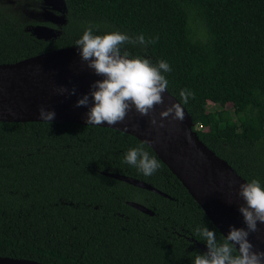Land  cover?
<instances>
[{"label": "trees", "instance_id": "trees-1", "mask_svg": "<svg viewBox=\"0 0 264 264\" xmlns=\"http://www.w3.org/2000/svg\"><path fill=\"white\" fill-rule=\"evenodd\" d=\"M55 38L0 5V63L75 46L118 31L158 37L125 45L130 58L167 61V90L187 110L199 139L247 182L264 187V0H63ZM194 93L187 104L181 90ZM143 143L109 127L0 121V256L45 264H193L204 252L197 227L222 233L160 161L144 176L124 164ZM106 173L142 180L167 196ZM127 201L154 211L142 213Z\"/></svg>", "mask_w": 264, "mask_h": 264}, {"label": "water", "instance_id": "water-1", "mask_svg": "<svg viewBox=\"0 0 264 264\" xmlns=\"http://www.w3.org/2000/svg\"><path fill=\"white\" fill-rule=\"evenodd\" d=\"M64 22L63 20L61 23ZM60 23V24H61ZM32 33L41 39L55 38L58 30L34 25ZM98 79L80 61L75 46L60 47L12 62L0 63V121L25 122L41 121L38 108L54 110V122H73L87 125V108L75 107L78 98L90 90L91 84ZM64 86L76 88V94L59 95L57 90ZM165 104L180 103L173 95L164 94ZM181 104V103H180ZM185 119L181 122L165 120V127L156 129L149 123V117H141L130 111L123 123L109 127L128 133L145 143L169 170L182 183L191 197L204 211L213 225L227 234L229 226L244 227L238 211L242 201L236 192L239 184L247 183L231 165L208 148L192 128L193 122L187 110L181 104ZM164 106H157L153 115L159 120ZM11 110V112L9 111ZM14 113V114H13ZM115 179L124 181L163 196L165 193L150 184L134 177L119 173H106ZM231 201V203H229ZM131 207L142 213L153 215L154 211L137 201H127ZM257 250L264 251V224H258V231L249 236ZM196 246L206 251V246L196 242ZM0 264H45L33 259L0 256Z\"/></svg>", "mask_w": 264, "mask_h": 264}, {"label": "clouds", "instance_id": "clouds-1", "mask_svg": "<svg viewBox=\"0 0 264 264\" xmlns=\"http://www.w3.org/2000/svg\"><path fill=\"white\" fill-rule=\"evenodd\" d=\"M158 37L146 39L143 34L130 37L118 31L94 34L93 26H89L76 40L75 48L81 63L98 79L90 86L88 93L78 98L75 107H85V123L99 126L106 123L109 126L123 123L130 111H135L141 117H149V123L156 129L165 127L164 121L183 122L185 113L180 103L165 104L164 94L168 83L165 73L171 72L167 61L160 60L153 64L149 59L139 56L130 58L125 45L155 44ZM59 95L76 94V88L68 89L61 86ZM194 93L181 90L183 104H187ZM157 106H164L159 113V120L153 115ZM11 112V110H9ZM14 114V113H13ZM55 111L38 108L41 121L51 122L55 119ZM144 143L128 150L123 163L136 168L144 176L156 173L160 161L145 151ZM242 201L238 211L242 216L244 227L230 225L227 234H222L218 240L215 228L197 227L196 235L206 245V251L195 254L193 264H264V251L257 250L249 236L258 231V224H264V187L258 180L239 184L236 192ZM231 203V201H229Z\"/></svg>", "mask_w": 264, "mask_h": 264}, {"label": "rangeland", "instance_id": "rangeland-1", "mask_svg": "<svg viewBox=\"0 0 264 264\" xmlns=\"http://www.w3.org/2000/svg\"><path fill=\"white\" fill-rule=\"evenodd\" d=\"M6 4L13 7L12 11L19 10L26 20L49 27H53V24L58 26L62 22L65 10L63 0H0V5Z\"/></svg>", "mask_w": 264, "mask_h": 264}]
</instances>
